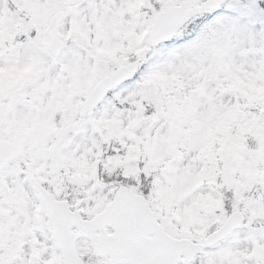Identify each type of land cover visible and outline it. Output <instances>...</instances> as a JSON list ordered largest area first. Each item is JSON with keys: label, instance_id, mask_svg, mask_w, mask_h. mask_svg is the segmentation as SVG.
Listing matches in <instances>:
<instances>
[{"label": "snow or ice", "instance_id": "obj_1", "mask_svg": "<svg viewBox=\"0 0 264 264\" xmlns=\"http://www.w3.org/2000/svg\"><path fill=\"white\" fill-rule=\"evenodd\" d=\"M0 264H264V0H0Z\"/></svg>", "mask_w": 264, "mask_h": 264}]
</instances>
